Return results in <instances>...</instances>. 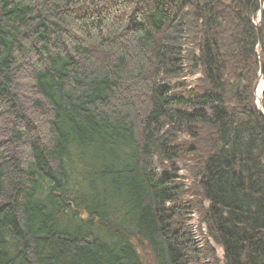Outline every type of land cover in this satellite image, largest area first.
<instances>
[{
	"label": "trees",
	"instance_id": "16d2710c",
	"mask_svg": "<svg viewBox=\"0 0 264 264\" xmlns=\"http://www.w3.org/2000/svg\"><path fill=\"white\" fill-rule=\"evenodd\" d=\"M259 9L0 0V264H264Z\"/></svg>",
	"mask_w": 264,
	"mask_h": 264
},
{
	"label": "rangeland",
	"instance_id": "374dc122",
	"mask_svg": "<svg viewBox=\"0 0 264 264\" xmlns=\"http://www.w3.org/2000/svg\"><path fill=\"white\" fill-rule=\"evenodd\" d=\"M257 18H258V16L256 15L255 19H254V23L257 20ZM188 79L185 78L184 80L186 82H190V81H188ZM175 83H176L175 81L168 82L167 86L170 87L172 85H175ZM261 95H262V90H261V93H260V98H261ZM253 100H254V97H253ZM155 166H156V172L158 173V175H161L162 169L159 168L158 164L155 165ZM178 167L180 168V166H177V169H178V172H177V175H176L178 177L177 181H180V182L184 183V185L186 187H188L189 186V184H188L189 180L186 178V174L183 171H181ZM186 218H187L186 219V226L189 229V234L192 236V237H190V239L192 240L194 245H198V247H200L203 244V241H204L205 228L200 223V221L198 219V216L188 214V216Z\"/></svg>",
	"mask_w": 264,
	"mask_h": 264
},
{
	"label": "water",
	"instance_id": "95a60500",
	"mask_svg": "<svg viewBox=\"0 0 264 264\" xmlns=\"http://www.w3.org/2000/svg\"><path fill=\"white\" fill-rule=\"evenodd\" d=\"M260 9L257 13V20L255 21L256 31H257V38H258V49H259V42L261 38V20H262V12H263V0H259ZM257 60H258V77L253 85V97H254V106L257 113L264 118V111L260 105V99L256 100V90L258 89L259 84H261V90H263V79H262V57L260 52L257 53ZM260 98V97H259Z\"/></svg>",
	"mask_w": 264,
	"mask_h": 264
},
{
	"label": "bare ground",
	"instance_id": "6f19581e",
	"mask_svg": "<svg viewBox=\"0 0 264 264\" xmlns=\"http://www.w3.org/2000/svg\"><path fill=\"white\" fill-rule=\"evenodd\" d=\"M260 93H261V84H259L258 89H257V91H256V100L259 99V97H260Z\"/></svg>",
	"mask_w": 264,
	"mask_h": 264
}]
</instances>
